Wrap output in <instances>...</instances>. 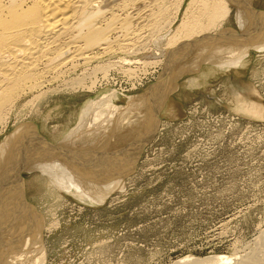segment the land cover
<instances>
[{
  "label": "bare ground",
  "instance_id": "bare-ground-1",
  "mask_svg": "<svg viewBox=\"0 0 264 264\" xmlns=\"http://www.w3.org/2000/svg\"><path fill=\"white\" fill-rule=\"evenodd\" d=\"M250 1L0 0V135L15 118L12 131L0 141V264H42V231L57 225L53 218L47 228L39 229L28 212L23 171L37 169L49 177L35 176L33 184L38 190L44 187L48 199L63 203L62 191L100 205L133 143L142 138L146 123L157 119L182 76L199 71L201 64L221 71L243 67L251 50L264 58V12ZM234 8L241 28L237 32L224 25ZM177 20L178 27L171 28ZM157 34L165 39L148 44ZM141 52L151 57L142 61ZM113 54L115 61L100 64L102 57ZM132 65L160 66L159 82L152 91L127 97L125 105L116 106L113 100L123 95L111 90L83 106L79 129L62 144L49 145L41 138L30 119L42 114L41 102L36 103L78 88L94 93L99 82L103 81L100 88L109 85L111 73L125 67L124 74L133 75L135 70L127 69ZM187 84L190 89L201 86L196 77L187 79ZM238 96L236 112L264 117L262 106ZM151 135L136 147L121 180L132 172ZM56 160L62 163L60 168L51 165ZM46 213L54 215L56 210L52 206ZM258 238L241 258L234 254L185 257L176 264H264V238Z\"/></svg>",
  "mask_w": 264,
  "mask_h": 264
},
{
  "label": "rangeland",
  "instance_id": "rangeland-1",
  "mask_svg": "<svg viewBox=\"0 0 264 264\" xmlns=\"http://www.w3.org/2000/svg\"><path fill=\"white\" fill-rule=\"evenodd\" d=\"M250 2L264 12V0ZM179 24V20L172 21L171 28ZM224 25L239 31L235 8ZM164 39L157 34L148 44ZM196 40L202 42V38ZM147 54L140 55L142 61L151 57ZM261 54L251 50L243 67L221 71L201 64L200 73L182 76L167 95L161 114L146 123L142 138L133 143L109 196L100 205L84 203L62 191L64 204L48 199L42 193L44 187L38 190L33 184L35 176L49 177L37 169L23 171L28 212L39 229L47 228L53 218L57 224L53 230L42 231V264H176L185 257L247 255L256 239L264 236V117L250 118L234 109L238 94L264 110ZM183 55L185 59L187 53ZM129 56L131 60L134 55ZM116 57L104 56L100 64ZM124 69L110 74L108 86L100 88L103 81L99 82L94 93L78 88L36 103L41 102L35 108L42 114L30 119L41 138L49 145L62 144L79 129L81 109L87 102L116 90L123 96L113 104L123 106L127 97L150 92L159 82L160 66L132 65L127 69L135 70L133 75L124 74ZM191 77L199 78V88H188ZM14 120L0 141L12 131ZM149 133L150 141L135 167L121 180L134 159L132 153ZM51 205L54 215L46 213Z\"/></svg>",
  "mask_w": 264,
  "mask_h": 264
},
{
  "label": "water",
  "instance_id": "water-1",
  "mask_svg": "<svg viewBox=\"0 0 264 264\" xmlns=\"http://www.w3.org/2000/svg\"><path fill=\"white\" fill-rule=\"evenodd\" d=\"M149 141H150V140H149ZM149 141H148V142H149Z\"/></svg>",
  "mask_w": 264,
  "mask_h": 264
}]
</instances>
